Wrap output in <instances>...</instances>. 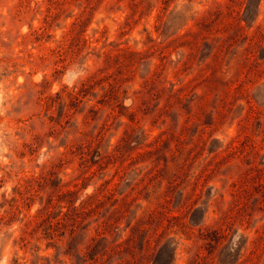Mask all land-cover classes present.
Returning a JSON list of instances; mask_svg holds the SVG:
<instances>
[{
  "label": "rangeland",
  "instance_id": "374dc122",
  "mask_svg": "<svg viewBox=\"0 0 264 264\" xmlns=\"http://www.w3.org/2000/svg\"><path fill=\"white\" fill-rule=\"evenodd\" d=\"M0 264H264V0H0Z\"/></svg>",
  "mask_w": 264,
  "mask_h": 264
},
{
  "label": "trees",
  "instance_id": "16d2710c",
  "mask_svg": "<svg viewBox=\"0 0 264 264\" xmlns=\"http://www.w3.org/2000/svg\"><path fill=\"white\" fill-rule=\"evenodd\" d=\"M105 96H108V95L106 94ZM115 100H116L117 102H119V101H118V97L115 98ZM120 105H121L120 103L117 104V106H120Z\"/></svg>",
  "mask_w": 264,
  "mask_h": 264
}]
</instances>
